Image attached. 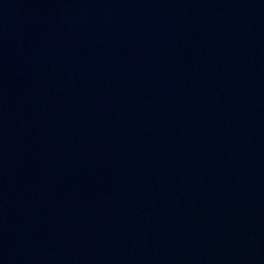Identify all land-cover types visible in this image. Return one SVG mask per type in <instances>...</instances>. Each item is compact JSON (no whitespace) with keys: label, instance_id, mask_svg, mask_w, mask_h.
Returning a JSON list of instances; mask_svg holds the SVG:
<instances>
[{"label":"water","instance_id":"95a60500","mask_svg":"<svg viewBox=\"0 0 264 264\" xmlns=\"http://www.w3.org/2000/svg\"><path fill=\"white\" fill-rule=\"evenodd\" d=\"M0 264H264V0H0Z\"/></svg>","mask_w":264,"mask_h":264}]
</instances>
